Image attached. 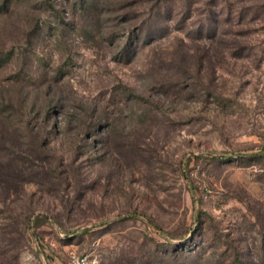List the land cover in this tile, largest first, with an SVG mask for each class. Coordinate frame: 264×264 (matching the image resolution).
<instances>
[{"label": "rangeland", "instance_id": "374dc122", "mask_svg": "<svg viewBox=\"0 0 264 264\" xmlns=\"http://www.w3.org/2000/svg\"><path fill=\"white\" fill-rule=\"evenodd\" d=\"M264 264V0H0V264Z\"/></svg>", "mask_w": 264, "mask_h": 264}, {"label": "built area", "instance_id": "2783aa9c", "mask_svg": "<svg viewBox=\"0 0 264 264\" xmlns=\"http://www.w3.org/2000/svg\"><path fill=\"white\" fill-rule=\"evenodd\" d=\"M86 260L84 257L71 256L69 259V264H85Z\"/></svg>", "mask_w": 264, "mask_h": 264}]
</instances>
